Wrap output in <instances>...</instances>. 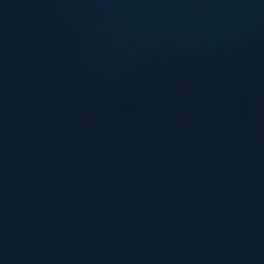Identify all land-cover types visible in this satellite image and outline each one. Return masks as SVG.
I'll return each mask as SVG.
<instances>
[{
  "label": "water",
  "instance_id": "water-1",
  "mask_svg": "<svg viewBox=\"0 0 264 264\" xmlns=\"http://www.w3.org/2000/svg\"><path fill=\"white\" fill-rule=\"evenodd\" d=\"M0 264H264V0H0Z\"/></svg>",
  "mask_w": 264,
  "mask_h": 264
}]
</instances>
